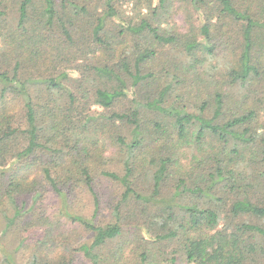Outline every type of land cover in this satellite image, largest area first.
<instances>
[{"label": "trees", "instance_id": "1", "mask_svg": "<svg viewBox=\"0 0 264 264\" xmlns=\"http://www.w3.org/2000/svg\"><path fill=\"white\" fill-rule=\"evenodd\" d=\"M127 1L0 0L1 235L26 245L27 198L48 185L63 198L84 185L96 212L97 136L120 120L123 171L99 169L121 186L113 221L67 217L92 232L79 246L91 264L102 246L124 263L129 243L137 264H264V0H130V14ZM133 199L143 223L125 238ZM36 245L25 264L74 260L51 236ZM0 264L19 263L3 251Z\"/></svg>", "mask_w": 264, "mask_h": 264}, {"label": "rangeland", "instance_id": "2", "mask_svg": "<svg viewBox=\"0 0 264 264\" xmlns=\"http://www.w3.org/2000/svg\"><path fill=\"white\" fill-rule=\"evenodd\" d=\"M153 2L156 1L153 0ZM131 4L132 3L130 2V0H128L127 3L123 4V8L125 9L127 14H130L129 7L131 6ZM173 18L179 28L181 30H185V20L183 14L180 11H176ZM73 73H75V76L77 75L76 72ZM218 73L219 72L216 71L214 75H217ZM128 106L129 108H127ZM133 106V103H130L126 100L119 103V108H122L123 110H131ZM100 110L101 109L98 106L92 105L89 112L90 114L98 115L97 112ZM141 110L144 109L141 108ZM144 113V117L148 118L149 112L144 110ZM101 127H103V129L99 131V135L97 136V143L99 148H101V152L99 154L98 161H94L91 163V166L93 167V176L95 178L94 188L99 200L98 210L96 212L94 211L92 195L84 185L74 186L73 191L68 190V192H66L64 190L66 198H63L61 195L55 193L48 185L47 188L41 190L40 196L27 198V204L25 205V208L32 207V212L24 216L22 220H30L32 221V223H30L27 227L28 237H26L24 241L26 245H19L18 236L15 237V234L12 231H9L4 235H1L0 233V258L3 251H6V253L12 252L14 254L16 263L25 264L29 259L31 253H39V249L36 248L37 240L41 238V240L46 241L47 239L49 240L51 236L54 240H56L57 244V246L54 248V253L63 252V247H66L64 251L66 252V254H70L71 252L72 254H74V260L72 262L68 260L69 264H91L90 259L83 255V252L79 248V246L84 243H90L92 232L83 228L77 223L71 222V220H68L67 217L78 214L86 220L91 221L94 225L113 221V206L119 200L121 186L119 182L113 181L107 177H103L100 174L99 169L104 167L109 170H115L116 172H122V158H125L126 153H124V150H121V148L118 146V142L116 143L115 137L117 134H122L127 136L126 138L129 139L128 135H126L129 132V127H126V125H124L120 120H115L114 122L108 121V123H103ZM145 149H148L150 151L149 147H146ZM190 152L191 149H189L188 147H182L180 149L179 153L183 163L187 162V158ZM147 154L150 153L147 152L145 155ZM36 173L38 172L35 170L34 172H30V178L33 177ZM141 178L143 177H139V175L137 174V177L133 178V181L137 188L142 193H144L146 186L149 183L147 180L149 179L147 177L146 181L142 180L141 182ZM133 203H135L134 199L132 200V202L128 201L127 203H122L120 207L123 215L127 214L129 211L133 212V214L130 215L127 220H122V222L126 223L127 226L126 229H124L123 233V237L126 236L125 238H127V236H131L132 233H137V231L139 233L141 232L140 228L138 230V227L141 223H143V220L133 219L144 216L143 214H141V209L143 206ZM93 213L95 215H93ZM43 216H45L46 218H44ZM41 220H43L44 222H42ZM133 224L138 227L136 229L130 227ZM37 226H42L43 228L40 234L36 232ZM47 231L49 232V234ZM147 236L150 237H147L148 239H153V231L151 230V232H149ZM61 242H64L63 247H61L60 245ZM113 244L114 243H110V245ZM107 248L108 246H102L99 249H94L95 252H98L100 254L102 264H105L108 261L107 258L110 254V249ZM71 249L73 250L71 251ZM124 249V263L122 264H137V262L140 261L138 254H140L141 248L137 243H129L128 245L126 244ZM148 250H154V248H150ZM180 263L181 261H179V264ZM112 264H114V262ZM163 264H166V262H163Z\"/></svg>", "mask_w": 264, "mask_h": 264}]
</instances>
